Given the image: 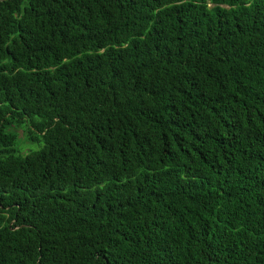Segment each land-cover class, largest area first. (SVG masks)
Instances as JSON below:
<instances>
[{"label":"trees","instance_id":"1","mask_svg":"<svg viewBox=\"0 0 264 264\" xmlns=\"http://www.w3.org/2000/svg\"><path fill=\"white\" fill-rule=\"evenodd\" d=\"M0 264H264V0H0Z\"/></svg>","mask_w":264,"mask_h":264},{"label":"rangeland","instance_id":"2","mask_svg":"<svg viewBox=\"0 0 264 264\" xmlns=\"http://www.w3.org/2000/svg\"><path fill=\"white\" fill-rule=\"evenodd\" d=\"M16 133H17V137L19 139V146L18 147L22 153L27 152L29 148H34L33 143L25 140L24 131L22 130V128L16 129Z\"/></svg>","mask_w":264,"mask_h":264}]
</instances>
